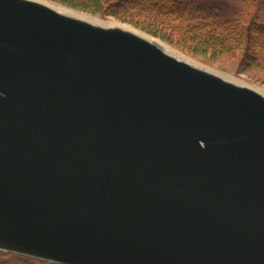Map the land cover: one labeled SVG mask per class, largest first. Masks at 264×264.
<instances>
[{"label":"water","instance_id":"1","mask_svg":"<svg viewBox=\"0 0 264 264\" xmlns=\"http://www.w3.org/2000/svg\"><path fill=\"white\" fill-rule=\"evenodd\" d=\"M53 4L0 0V251L264 264V93Z\"/></svg>","mask_w":264,"mask_h":264},{"label":"trees","instance_id":"2","mask_svg":"<svg viewBox=\"0 0 264 264\" xmlns=\"http://www.w3.org/2000/svg\"><path fill=\"white\" fill-rule=\"evenodd\" d=\"M113 17L209 65L229 58L264 83V0H50Z\"/></svg>","mask_w":264,"mask_h":264},{"label":"rangeland","instance_id":"3","mask_svg":"<svg viewBox=\"0 0 264 264\" xmlns=\"http://www.w3.org/2000/svg\"><path fill=\"white\" fill-rule=\"evenodd\" d=\"M83 13H85V12H83ZM89 15H91V14H89ZM91 16L99 18L101 20H113V21H116V22L127 24V23L121 22V21H119V20H117V19H115L113 17H108V16L107 17H100L98 15H91ZM127 25H130V24H127ZM130 26H132V25H130ZM163 43L166 44L174 52H177L179 54L185 55L188 58H190V59H192V60H194L196 62H199V63H201V64H203L205 66H208V67H210V68H212V69H214V70H216V71H218L220 73H223L225 75H230V76H232V77H234V78H236V79H238V80H240V81H242L244 83H247V84H249V85H251V86H253L255 88H259V89L264 90V83H262L260 80L254 79L252 76H250L247 73L237 72L236 68L234 67V65H232L231 60L229 58L219 59L220 60V65H209V64L201 61L200 59H197V58H195V57H193V56H191L189 54H186V53L180 51L179 49L174 48L172 45H170V44H168V43H166L164 41H163Z\"/></svg>","mask_w":264,"mask_h":264},{"label":"flooded vegetation","instance_id":"4","mask_svg":"<svg viewBox=\"0 0 264 264\" xmlns=\"http://www.w3.org/2000/svg\"><path fill=\"white\" fill-rule=\"evenodd\" d=\"M0 264H55L39 259L21 256L14 253L0 251Z\"/></svg>","mask_w":264,"mask_h":264},{"label":"bare ground","instance_id":"5","mask_svg":"<svg viewBox=\"0 0 264 264\" xmlns=\"http://www.w3.org/2000/svg\"><path fill=\"white\" fill-rule=\"evenodd\" d=\"M52 6L55 7V8H57L58 10H61V11L65 12V13H70V14H74V15H77V16H82V17H84V18H86L88 20H91L93 22H97V23H101V24H106V25L120 24V23H118L116 21H113V20L102 21V20H100V19H98L96 17H93V16H90V15H87V14H84V13H81V12H78V11H75V10L70 9L68 7H65L63 5L53 4ZM183 58L186 59V60H188V61H190V62L195 63L194 61H192V60H190V59H188L186 57H183ZM222 76L225 77V78H227V79H229V80H233V81L235 80L234 77H232L230 75L222 74ZM260 90L264 93V90H262V89H260Z\"/></svg>","mask_w":264,"mask_h":264}]
</instances>
